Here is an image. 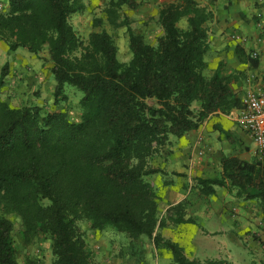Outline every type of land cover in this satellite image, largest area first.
<instances>
[{"label": "trees", "instance_id": "16d2710c", "mask_svg": "<svg viewBox=\"0 0 264 264\" xmlns=\"http://www.w3.org/2000/svg\"><path fill=\"white\" fill-rule=\"evenodd\" d=\"M127 1L109 2L114 26L117 8ZM83 8L82 0H7L0 13V41L8 53L46 51L42 61L51 62L54 104L67 100L66 85L82 93L78 122L63 111L13 107L0 98V264H18L14 224L6 214L19 217L23 243L50 242L51 264H94L83 222L128 246L152 237L170 251L172 264H221L188 259L176 243L153 235L164 220L159 195L146 180L156 171L150 159L171 138L197 129L214 112L241 107L233 88L239 74L222 64L207 69L209 13L192 0L162 7L155 19L162 35L151 45L127 28L131 57L121 62L106 31L81 38L71 26L70 17ZM183 17L186 28L177 25ZM7 68L0 69V87ZM221 171L220 178L198 179L201 193L228 181L232 196L255 200L264 215L260 159L223 157ZM180 209L171 207L170 219L192 221Z\"/></svg>", "mask_w": 264, "mask_h": 264}, {"label": "crops", "instance_id": "0c3cea01", "mask_svg": "<svg viewBox=\"0 0 264 264\" xmlns=\"http://www.w3.org/2000/svg\"><path fill=\"white\" fill-rule=\"evenodd\" d=\"M0 1L6 10L7 0ZM111 1L116 0H82L84 8L70 17V24L81 38L93 31H106L116 45L117 59L119 49H123L120 61L127 62L131 57L127 28L153 45L162 35V29L155 22L160 9L183 0H128L117 8L114 19L117 26L111 23L106 12ZM192 1L210 15L204 24L208 42L204 60L208 71L222 64L225 72L238 73L233 88L238 91L240 100L248 89L264 90V0ZM94 20L99 23L94 25ZM177 25L186 28V18H181ZM233 34L245 37L246 41L237 42ZM251 52L258 54L254 66ZM46 57L45 50L39 55L23 49L8 53L7 45L0 41V69L8 64L0 98L13 107L36 105L50 110L53 106L56 110L51 62L42 61ZM69 101L67 98L64 102ZM62 104L57 110L65 112L70 121L78 122L79 108L71 112ZM238 109L227 114L219 111L210 114L197 129L171 138L149 161L156 171L146 180L159 195L158 217L164 220V225L156 227L153 235L157 233L176 243L188 259L220 260L221 264H264V215L258 203L232 196L227 190L228 181L213 186L214 191L209 195L202 194L198 184V179L220 178L223 157L236 156L245 161L258 158L264 168V155H258L250 136L235 122ZM176 205H181L184 218L192 221L174 223L170 217L175 216L167 212ZM81 227L94 264L173 263L170 251L160 243L156 245L152 237L141 236L136 244L128 246L108 230H91L83 224ZM43 245L51 264L50 242L45 240ZM211 246L219 255L207 253Z\"/></svg>", "mask_w": 264, "mask_h": 264}, {"label": "built area", "instance_id": "2783aa9c", "mask_svg": "<svg viewBox=\"0 0 264 264\" xmlns=\"http://www.w3.org/2000/svg\"><path fill=\"white\" fill-rule=\"evenodd\" d=\"M144 1V0H140ZM5 11V5L0 1V13ZM260 17V14H257ZM233 38L244 43L246 38L233 34ZM256 52L250 53V58L257 57ZM235 122L252 139L258 155H264V90L248 89L241 97V107L235 114Z\"/></svg>", "mask_w": 264, "mask_h": 264}, {"label": "rangeland", "instance_id": "374dc122", "mask_svg": "<svg viewBox=\"0 0 264 264\" xmlns=\"http://www.w3.org/2000/svg\"><path fill=\"white\" fill-rule=\"evenodd\" d=\"M122 50L123 49H119V58H118L119 61L124 56V54H122ZM64 93L67 95V98H69L70 101L68 104L64 101L58 102L57 104H55L56 111H57V106L63 103L62 105H64V107L66 106L69 111L74 112L75 109H77V102L81 98L82 93L76 88L72 86H68V85L64 87ZM52 107L50 108V110H44V111H53ZM6 217L9 220H11L12 223L14 224L13 241H14V246L17 251L18 264H49L48 258H47L48 250L46 249V246L43 245V242L45 240L43 238H38V239L31 241L28 244L23 243L22 237H21V223H20L19 217H17L14 214H6ZM82 224L84 228H88V223L83 222ZM210 249L211 250H208L207 253H211V255H214V256L219 255L215 247L213 248L211 246ZM198 255L199 257H202L200 254V250H198Z\"/></svg>", "mask_w": 264, "mask_h": 264}]
</instances>
